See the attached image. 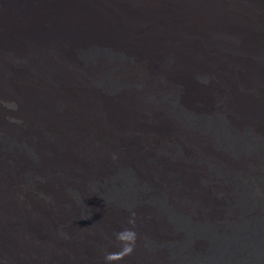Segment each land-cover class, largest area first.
Returning a JSON list of instances; mask_svg holds the SVG:
<instances>
[{
    "label": "bare ground",
    "instance_id": "obj_1",
    "mask_svg": "<svg viewBox=\"0 0 264 264\" xmlns=\"http://www.w3.org/2000/svg\"><path fill=\"white\" fill-rule=\"evenodd\" d=\"M3 1L0 232L8 248L20 252L18 264H87L85 240L91 236L83 227L89 223L101 224L115 236L129 229L141 245L150 240L145 248L164 264H190L184 252L172 246L181 247L187 237L172 223L168 211L181 212L191 200L189 220L198 222L206 190L193 189L179 171L175 181L163 174L173 158L164 163L154 155L153 135L171 142L178 131L206 144L205 149L215 155L223 153V146L234 159L253 155L260 165L264 163L256 143L249 142L252 137L264 140V88L254 83V72L264 67V56L257 61L248 58L264 55L260 35L264 0ZM103 40L117 47L133 45L145 52L169 54L180 71H187L163 85L147 55L130 65L102 51L78 54L70 47ZM231 49L242 60L243 71L231 58ZM17 50L39 57L35 77L26 67L18 75L9 73L8 59ZM45 69L54 71L60 81L48 84L39 79ZM139 78L148 81L147 91ZM64 81L74 82L77 88H66ZM253 86L257 95L246 91ZM171 96L182 110L176 111ZM213 109L225 115L221 122L216 120L229 141L225 144L205 122L215 120ZM148 114L155 115L157 126L145 125ZM132 131H138L139 138ZM24 149L31 151L32 160L23 155ZM178 153L187 155L181 147ZM23 166L28 173H23ZM252 193V201L264 200L258 198V191ZM259 205H249L239 221L234 209L226 218L235 222L232 229H217V239L206 235L217 248V257L204 255L212 245L203 235L189 234L186 246L192 255L202 257L194 264H264V206ZM217 206L211 216L225 220ZM154 212L163 214L158 222L149 217ZM198 233L203 234L199 229ZM42 240L56 241L60 252L54 253L49 243L40 247ZM123 260L141 264L133 258Z\"/></svg>",
    "mask_w": 264,
    "mask_h": 264
},
{
    "label": "rangeland",
    "instance_id": "obj_2",
    "mask_svg": "<svg viewBox=\"0 0 264 264\" xmlns=\"http://www.w3.org/2000/svg\"><path fill=\"white\" fill-rule=\"evenodd\" d=\"M3 6H4V1L0 0V9H3ZM260 35L262 37H264V32H260ZM222 40H224V39L222 38ZM70 47L72 50H74V52H76L78 54L81 53L82 51L87 52V54L88 53L92 54L94 52L97 53L98 51H102L100 53H107L108 55H110L109 57H113V58L120 57L123 59V61L127 60V62L125 61V63H129L130 65H131V63H135V61H137L139 59L141 60L142 56L147 55V60L152 62L154 65V68L152 69L153 72L159 77V80L161 82H163V85L172 84L171 82H165V81L170 80L174 76L181 74V73L183 74L187 71L186 69H183L180 71V68H178L176 63L174 62V58L169 54H166V53H155V54L149 53V52H145L142 48H140V47L138 48V47H135L133 45L132 46L127 45V46H118L117 47V46H114V44L107 43L106 41L103 40V41H98V42H87V43L80 44V45L72 44ZM26 53L27 54H24V53H22V51L17 50L13 54H11V56L8 59L9 68H10L9 73H13V74L18 75V74L22 73V68L24 69V67H26L29 71V75H31L32 77H35L37 70H38L37 67L35 66V62L37 59H39V57L36 54L32 55L29 52H26ZM262 53L263 52L258 53V54L249 55L248 58L251 59L252 61L253 60L257 61L259 59L258 58L259 56H264V55H262ZM230 54L232 56L231 58H235V59H233V61H236V66L240 67L241 71H243V68L241 66L242 64L240 63V61H242V60H239V57L237 56L236 52L231 49ZM154 56L156 58H154ZM240 56L242 58H245L244 55L240 54ZM262 60H264V59L262 58ZM261 68H262L261 72H259V71L254 72V80L256 81V82L254 81V83L257 84L256 86L264 88V85H262V84H264V80H263L264 67H261ZM40 75H42L43 78H39V79H41L43 82L48 83V84H50V83L55 84L59 80L58 77L54 76V71H50L47 69L41 71ZM204 76L211 77L212 75L209 73H205ZM140 79L141 78H139L137 81L140 82L141 88L147 91L148 90V87H147L148 81L145 79H143V80H140ZM63 84L66 85V88H70L72 90L74 88H77V85L72 81H64ZM256 86H253L252 88H250L246 91H248V93H253L254 95H257L258 94L257 90H255ZM173 99L175 100V98L172 96L169 98V100L175 105L176 111L178 112V111L182 110V108H179L177 106V104H175L173 102ZM5 106L8 107L7 105H5ZM211 114L215 120H209V122L207 120L205 122H207L213 130L215 129L214 132L216 133V135H218V137H220L221 142L224 141V144L226 142H229L228 140H226L224 138V136L221 132V129L219 128V126L217 124L218 123L217 121L220 120V122H221V119H224L225 115L222 113H219L218 111H216L214 109L211 111ZM153 116L155 117V115L148 114L146 119L145 118L143 119L144 122L146 121L145 125L152 126V127L157 126L159 121H157L156 117L154 118ZM240 117H243V116H239V118ZM246 125H248V124H246ZM105 128H108L112 133H115L117 135H121L120 134L121 132L119 133V130L113 126L107 125ZM229 130L232 131L231 129L228 128V131ZM71 131H72V129H71ZM116 132H118V133H116ZM217 133H219V134H217ZM130 134L139 138L140 133L138 131H132ZM245 135L246 134H244V136ZM238 136H240V135L237 134L235 136H232L231 138L238 137ZM153 137L155 138V140L151 146V151H154V155L158 158H161V161H163L164 163H167L168 161H170V160H168L169 158H173V163L170 164L171 168L164 170L163 174L164 175L166 174V176H168L170 179L175 178V179H173L175 181L177 176L179 177V173H176V172L179 171L181 173V175L183 176V181L188 180L189 183L192 184L193 189L197 190V189H200L201 187H203L206 190L205 195L207 198L203 199V203L201 205L198 204L200 207H202L204 209L205 214L203 213L202 216L198 217V222L195 220H189V214H190V206L189 205L192 204L191 200L186 201L187 203H185L184 208H181V210H182L181 212H176V211L171 212L169 210L168 211L169 213H168L167 210H165V208L163 206L158 205V207L161 210L166 211L168 213V217L171 219L172 223L175 226H177V229H180L186 233L187 238H185L184 243L181 244L182 246L180 247V246H176V245L172 244V246H174L173 248H175V249L179 248V250L184 252V255L189 259L190 264H194L195 261L201 260L200 258H202V257H200L199 255H197V256L192 255L190 253L189 247L186 246V241L188 240V238H190L189 234H191L190 236H194V234L197 236L203 235V239H205L206 241L211 243L210 245H212L211 251L204 254V255L209 254L210 258H212L211 256L217 257V248H214V245L212 244V240H208L206 235L215 240L220 236V233L216 232L217 229H221V227H223V228L227 227L228 230L232 229L231 225H233L235 223V222H232V220H233V219H231L232 216L230 218L231 220H229V219L227 220L226 218L232 214V211L234 209L237 210V215H239V216H237L238 218H236V219H237V221H239V219H242L241 214H246L245 212L243 213V210L244 209L247 210L246 208L249 205H252V204L257 205L260 203V205L263 204L262 206H264V200H258V201H252L251 200V196L253 194L252 193L253 191L254 192L258 191L259 192L258 196H260L258 198L264 199V197H263L264 196V163L262 165H260L254 159V157H252L253 155L252 156H244L241 159H234L229 154L230 153L229 150H225L226 148L223 149V146H221V151L223 153H221L220 155H215V154L211 153L209 150H207V148L205 149V147H207L206 144L192 139L191 135L181 134L178 131H175L174 139L171 142H167L165 140L161 141L160 137L157 134L153 135ZM231 138H229V139H231ZM243 139L245 140L246 138L244 137ZM232 141H234V139H232ZM249 142L256 143V146L258 147L257 151L260 153V155L264 159V140L260 139L258 137H252V139ZM7 146L9 147L8 148L9 150H12V148H13L12 144L7 143ZM176 146L181 147L183 153H185L184 151H186L187 153H185V154H187V155L179 156L180 153L176 154L177 149H178V147L176 149ZM23 155H25V157H27L30 160L33 159V154L31 153V151L29 149L28 150L24 149ZM256 158H260V157H256ZM160 164H161V162H160ZM162 167L164 168V165L161 164L160 165L161 171H162ZM23 171H24L23 172L24 174L28 173V170H26V166H23ZM160 174H161V172L159 170H157V172H154V175L156 177H158ZM27 186H28V184H27ZM192 199H194V198H192ZM207 199L209 202H207ZM210 205H211V208H210ZM213 206L214 207L217 206L218 207L217 209H219V210L221 209L220 213L225 214V216H226L224 218L225 220L220 218V216H218L216 218L217 220L214 218L215 216H211L212 210L214 208ZM200 207H199V209H202ZM205 208H207V209H205ZM209 213H210V215H209ZM152 215H153V217H152ZM149 217L151 219H153V221L158 222V220L161 217H163V214L161 212L158 214L154 212L153 214L151 213V215H149ZM218 218H220V219L218 220ZM223 222H225V223H223ZM208 223H209V225H208ZM98 225H99V227H98ZM100 225L101 224H98V223H96L94 225H91L89 223L86 226L84 225V227H83L84 230L87 229V230H85V232L87 234L90 233V236H91V239H89L90 241L85 240V241H87L86 242L87 245H89L88 250H87V251H89V252H87V254L89 253L88 254L89 258H88V256H84V257L81 256L84 258L83 261H85L87 264H106V263L107 264H109V263L110 264H119L120 262H121L120 264H131V263H129V261L123 260L125 257L127 259L133 258L134 261H137L138 263L140 262L141 264H164V262L162 261V259L159 256H157L153 253H149L148 250L145 248L146 244L149 245L148 243H150V240L146 239L145 245H141L137 241H133V242L132 241H130V242L120 241L119 239H117V236H115L113 234L109 235V233H107L103 229V227L101 228ZM94 228H95V230H94ZM198 229L200 230V232L202 231L203 234L198 233ZM97 234H99L101 237ZM97 237H100V238H97ZM0 238H1L0 243L3 241L2 243L4 244V245L0 244V256L4 254L3 255L4 257L3 256L0 257V264H18L16 254H20V252L18 250H14L11 246H10V248H8L9 246L6 245V242H5V234H3L2 232H0ZM74 239H75V237H74ZM77 240H79V238H77ZM75 242H76V239H75L74 243ZM43 243H45V244H43ZM46 243H47V245H46ZM48 243L50 244L49 246H51L49 248L51 250L53 249L52 251L54 253L55 252L57 253L59 251L58 243L56 241L49 242L46 240H42V243H41V245L39 244V246L40 247H42V246L44 247L45 245L48 246ZM125 243H128L132 246L133 250L130 254L123 255L122 258H118V260L114 259L112 261H107L105 259V257L109 253H114V254L115 253H121L123 247L125 246ZM214 243H216V242H214ZM54 244H55V246H54ZM219 245L220 244H218V246ZM55 247H57L58 249ZM6 249H7V253H5ZM96 252L97 253L99 252V253L97 254ZM90 253L92 254V256ZM7 255H11L12 257H10V256L7 257ZM93 255H95V256H93ZM128 257H131V258H128ZM192 258H193V260H192ZM20 264H23V263L20 262Z\"/></svg>",
    "mask_w": 264,
    "mask_h": 264
},
{
    "label": "clouds",
    "instance_id": "obj_3",
    "mask_svg": "<svg viewBox=\"0 0 264 264\" xmlns=\"http://www.w3.org/2000/svg\"><path fill=\"white\" fill-rule=\"evenodd\" d=\"M117 239L128 242V241H134L135 240V233L129 229H124L121 232H118ZM132 246L128 243H125V246L122 249L121 253H109L105 259L107 261H112L114 259L122 258L123 255L130 254L132 252Z\"/></svg>",
    "mask_w": 264,
    "mask_h": 264
}]
</instances>
